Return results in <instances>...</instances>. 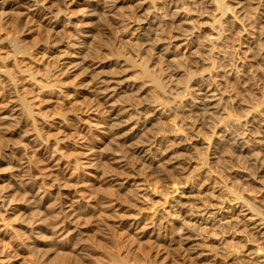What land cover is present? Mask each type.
I'll return each mask as SVG.
<instances>
[{
  "label": "clouds",
  "instance_id": "clouds-1",
  "mask_svg": "<svg viewBox=\"0 0 264 264\" xmlns=\"http://www.w3.org/2000/svg\"><path fill=\"white\" fill-rule=\"evenodd\" d=\"M0 264H264V0H0Z\"/></svg>",
  "mask_w": 264,
  "mask_h": 264
}]
</instances>
